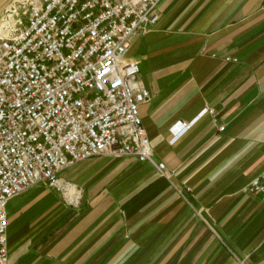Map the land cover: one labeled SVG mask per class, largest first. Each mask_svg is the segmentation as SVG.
Returning a JSON list of instances; mask_svg holds the SVG:
<instances>
[{"label": "crops", "instance_id": "crops-1", "mask_svg": "<svg viewBox=\"0 0 264 264\" xmlns=\"http://www.w3.org/2000/svg\"><path fill=\"white\" fill-rule=\"evenodd\" d=\"M15 0H0V38ZM126 57L149 93L139 114L169 179L135 157L97 156L7 204V264H264V0H160ZM6 27V28H4ZM201 116L176 142L170 128ZM222 128V129H221Z\"/></svg>", "mask_w": 264, "mask_h": 264}, {"label": "built area", "instance_id": "built-area-1", "mask_svg": "<svg viewBox=\"0 0 264 264\" xmlns=\"http://www.w3.org/2000/svg\"><path fill=\"white\" fill-rule=\"evenodd\" d=\"M160 0H15L0 38V264H7L8 202L38 184L78 207L82 189L59 172L97 156L135 157L169 179L139 114L149 93L126 57L158 20ZM204 114L171 126L170 144ZM222 129V128H221ZM244 192L264 201V172Z\"/></svg>", "mask_w": 264, "mask_h": 264}, {"label": "rangeland", "instance_id": "rangeland-1", "mask_svg": "<svg viewBox=\"0 0 264 264\" xmlns=\"http://www.w3.org/2000/svg\"><path fill=\"white\" fill-rule=\"evenodd\" d=\"M9 14L7 13H5V16H4V20H7V19H11L12 20V18H9V16H8ZM4 28H6V27H4Z\"/></svg>", "mask_w": 264, "mask_h": 264}]
</instances>
